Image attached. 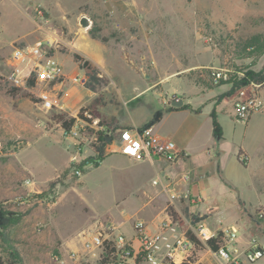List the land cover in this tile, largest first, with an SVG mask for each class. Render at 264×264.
Listing matches in <instances>:
<instances>
[{"label":"rangeland","instance_id":"1","mask_svg":"<svg viewBox=\"0 0 264 264\" xmlns=\"http://www.w3.org/2000/svg\"><path fill=\"white\" fill-rule=\"evenodd\" d=\"M37 42L47 46L65 75L47 89L55 103L50 108L39 101L40 87H14L6 79L13 46ZM263 46L264 0H0V205L15 218L4 231L9 238L0 239V264L11 259L12 250L24 264H101V248L85 247L93 230L111 225L133 241L137 223L158 232L165 213L180 217L183 229L190 216L208 215L207 225L236 227L242 243L264 246V216L258 212L264 208V138L255 150L264 137V112L238 123L236 92L218 100L245 72L264 73ZM73 54L97 70L102 81L95 92L70 80H87ZM210 68L227 70L228 79L214 82ZM180 89L203 93L202 104L200 97L192 103L198 115L185 105L155 130L196 128L186 141L198 156L210 138L214 108L226 141L221 174L212 176L207 202L193 192L199 176L192 173L186 184L172 182L173 196L170 188L151 185L161 175L165 186L163 178L176 172L157 160L134 162L115 154L117 131L95 167L89 158L97 131L85 127L79 137L68 138L56 119L61 114L77 120L82 109L94 110L100 121L129 128L123 122L130 115L147 122L165 110L162 98L174 101ZM257 92L264 102V82ZM241 145L251 156L245 166L236 158ZM195 160L198 166L204 161ZM161 236L171 240L172 233ZM207 251L194 245L176 264H207ZM130 264L146 263L138 257Z\"/></svg>","mask_w":264,"mask_h":264},{"label":"built area","instance_id":"2","mask_svg":"<svg viewBox=\"0 0 264 264\" xmlns=\"http://www.w3.org/2000/svg\"><path fill=\"white\" fill-rule=\"evenodd\" d=\"M10 60L13 67L6 77L7 81L14 87H24L32 78L35 80L33 87H40L38 97L43 106L50 108L55 105L51 93L47 89L51 85L61 84L65 75L62 65L53 55L49 54L47 46L42 42L13 46ZM226 73H228L227 70L223 68H210L214 82L228 79ZM42 75L43 79H41ZM70 80L81 86L85 84V80L83 81L81 76H73ZM261 86L262 84L250 83L236 91L232 105L235 122L245 124L253 114L264 112V102L257 92ZM162 106L171 107V102L164 97ZM85 127L101 133L106 132V127L100 125V120L93 117L88 110H84L82 117L75 120L69 129H62V133L68 138L79 137L80 131H83ZM116 142L117 152L134 162L160 160L173 165L186 158V153L179 149L172 140L153 135L151 127L144 130L135 127L118 130ZM244 159H246L244 156L239 157L243 163ZM70 161L74 164L78 163L76 157H72ZM76 173L80 174L77 168ZM189 180V173H181L178 174L177 181L168 177L163 178V182H165V186H163L161 177L157 176L151 180V185L169 189L172 182H176V185L186 184ZM169 191L173 196L174 185ZM40 202L43 203L44 200ZM187 225L184 230L182 228L184 224L180 225L179 222H174L172 217L165 213L163 218L158 221V232L146 230L142 223H137L133 241L128 240L114 226H100L89 234L85 247L88 250L102 248L105 243L111 242L115 250V257L111 264H130L138 257L146 264H176V261H185L189 257L191 249L194 248L193 242L186 237V232L190 231L205 246L207 241L216 239V251H211L206 247L210 255L221 260L224 264H255L264 257V246L254 240L242 243L239 240L240 235L236 227L216 230L209 227L205 221L194 224L189 221ZM165 230L172 233L171 240L161 236ZM219 233H221L220 236ZM134 242L137 246L134 245ZM159 244L161 247L165 246L164 253Z\"/></svg>","mask_w":264,"mask_h":264},{"label":"trees","instance_id":"3","mask_svg":"<svg viewBox=\"0 0 264 264\" xmlns=\"http://www.w3.org/2000/svg\"><path fill=\"white\" fill-rule=\"evenodd\" d=\"M264 51V46L263 49ZM73 59L76 63H78V66L80 69H84L85 70V76H86V82L84 84V86L92 91L95 92L96 87L99 86L101 84V78H98V72L96 69L92 68L89 64L88 61H83L82 58H80V56H78L77 54H73ZM264 82V73L263 72H253V71H247L245 72L239 79L235 80L233 83H231V88L224 94H221L218 96V100L222 99L224 97H230L231 95H233L237 90H239L240 88H243L247 85H249L250 83H255V84H262ZM28 87H33L35 85V80L34 79H29L27 82ZM184 107V106H182ZM171 110H176V108H168L166 110H156L151 118L144 123L139 129L140 130H144L147 128H150L152 126H154L155 124H157L161 117L163 116V114L165 112H169ZM84 111V109L81 110V112L78 114V117H81L82 112ZM91 113L94 117H98V113L95 112L94 110H91ZM56 119L57 122L60 123V126L62 129H69L72 124L75 121V118H68L66 119L63 115L59 114L56 115ZM210 119H211V125H212V134L215 138L220 139L222 136V128L220 126V124L217 121V116H216V112L214 110V108L211 110L210 112ZM100 125H103L106 127V132L101 133V132H97L96 133V139L95 141L92 143V150L94 152V156L90 157L89 160L91 162V164H93L95 167L99 166V164L102 162V160H104L107 155L105 152V148L107 146H109L110 144H112L113 142V136H112V132L114 131H118V130H122V128H120V126L117 124V122H115V120H110V121H105L102 120L100 121ZM129 128H123V129H130ZM241 155V152H239L238 154V161L245 166V164L239 160V156ZM81 165H79L80 167ZM243 205V204H242ZM258 209L259 214H261V216H264V208ZM173 219L174 222H179L180 225H183V222L181 220L180 217H178L176 214L172 213L170 215ZM191 217V224L197 223L199 221H204L208 215H203L202 217H198V216H190ZM15 222V218H13V215L9 212H6L0 205V239L4 238L8 239L9 235H5L4 231L13 223ZM221 235V233H219V236ZM186 237L193 242V244L195 246H201L202 244L193 236V234H191L190 231L186 232ZM216 239H211L209 241L206 242V246L211 250V251H216L217 250V246L215 245ZM114 247L112 245L111 242H107L105 243V245L101 248V252L99 255V262L101 264H111L112 261L114 260ZM10 255V260L6 263V264H24L22 261L21 256L19 255V253L16 250H12V252L9 254Z\"/></svg>","mask_w":264,"mask_h":264},{"label":"crops","instance_id":"4","mask_svg":"<svg viewBox=\"0 0 264 264\" xmlns=\"http://www.w3.org/2000/svg\"><path fill=\"white\" fill-rule=\"evenodd\" d=\"M143 90L140 91V93L143 92ZM177 91H179V90L177 89ZM180 92H182L181 93L182 95L176 96V100L181 99L182 100V106L186 105V106L190 107V109H187L190 114H192L194 116L198 115L195 112L196 109H195V106L192 105V103L194 102V100L198 99L199 97H200V99H202L203 93L201 92L198 95L195 89L189 93L188 92L183 93V90L180 89ZM140 93H138V94H140ZM184 94H187L188 96H186ZM202 101H203V99L199 101V104H202ZM171 103H172V101H171ZM166 109L167 108L165 107V110ZM180 110H181V108H176V110H171L169 112H165L163 114V116L161 117L160 121L157 124H155L154 126H152L151 129H152L153 135H158V136L172 140L179 149L183 150L186 153V158L184 160H182L181 162H177L176 164H173V165L168 164V163L163 162V161H160V160H157L155 162H159L161 164H164L169 169V171L174 170L176 172L173 176H167L169 179L174 180L178 176V174H180V172L186 171V170L188 173H192V176H195V175L199 176V179L197 180L196 185L193 186L192 190L194 193H196V195L199 197V199L202 202H207L208 196L206 195V193L210 188V180H211L212 176H214V175L219 176V174H221L220 157L224 153L223 149H225V145H223V144L226 141V139H223V134H224L223 128L221 126V128H222L221 138L218 140H215L216 138L212 134V125H211L210 138L206 142V144L202 147V149L199 152H197L198 156H196V154L191 153L192 151L190 149V145L186 141L188 139L190 140L192 137H194L197 134L196 128L191 127V126L187 127L186 125L184 127V124H183L182 126L176 127V129L171 130L170 132H167V133L161 132L160 130H155L157 127L164 124L165 121L171 119L172 115L176 111H180ZM216 116H217V114H216ZM145 122H146L145 119H139L136 116L133 117L130 115L127 119H125V121L123 123L127 124V126L138 128L140 125L144 124ZM263 138L264 137H262L261 142L255 143V146H256L255 150L262 143ZM231 139H233L232 136H231ZM114 147H115L114 153L122 156L121 154H119L117 152V144L114 145ZM231 147H232V145H231ZM210 152L212 153V155H210ZM239 152H241L240 156H244L245 158H247L248 162H250V158H251L250 151H248L243 145H241V146H239V148L236 151V158L238 157ZM213 154H215V155H213ZM122 157H125V156H122ZM197 157H200L204 160L202 162L203 164H201L199 166L194 165V162L196 161L195 159ZM125 158L128 160H131L130 158H127V157H125ZM131 161H133V160H131ZM247 167H249V166H247ZM218 170L220 171V173ZM239 184L240 183H238V184L235 183L233 187L235 189H238ZM262 206H264V205H262ZM209 227H211L212 229H216V230H222L219 227H212V226H209ZM241 236H242V234H241ZM207 252L209 253V251H207ZM206 263L207 264H224L221 260L214 258L212 255H209V257L206 258Z\"/></svg>","mask_w":264,"mask_h":264},{"label":"water","instance_id":"5","mask_svg":"<svg viewBox=\"0 0 264 264\" xmlns=\"http://www.w3.org/2000/svg\"><path fill=\"white\" fill-rule=\"evenodd\" d=\"M86 22L84 19L81 20V25L82 26H85ZM182 106V100L181 99H178V100H174L172 101L171 103V107H174V108H180ZM217 139V138H216ZM218 140V139H217Z\"/></svg>","mask_w":264,"mask_h":264},{"label":"snow or ice","instance_id":"6","mask_svg":"<svg viewBox=\"0 0 264 264\" xmlns=\"http://www.w3.org/2000/svg\"><path fill=\"white\" fill-rule=\"evenodd\" d=\"M44 77H43V75L41 76V79H43ZM129 151H131V149H129Z\"/></svg>","mask_w":264,"mask_h":264}]
</instances>
